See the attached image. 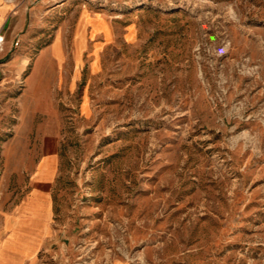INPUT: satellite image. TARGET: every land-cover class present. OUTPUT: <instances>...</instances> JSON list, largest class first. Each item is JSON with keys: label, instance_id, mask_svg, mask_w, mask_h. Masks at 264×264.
<instances>
[{"label": "rangeland", "instance_id": "374dc122", "mask_svg": "<svg viewBox=\"0 0 264 264\" xmlns=\"http://www.w3.org/2000/svg\"><path fill=\"white\" fill-rule=\"evenodd\" d=\"M39 2L0 74V192L57 153L40 264H264V0ZM54 38L80 61L28 78ZM31 82L59 123L18 116Z\"/></svg>", "mask_w": 264, "mask_h": 264}, {"label": "crops", "instance_id": "0c3cea01", "mask_svg": "<svg viewBox=\"0 0 264 264\" xmlns=\"http://www.w3.org/2000/svg\"><path fill=\"white\" fill-rule=\"evenodd\" d=\"M0 0V33L5 36V48L0 55V74L7 71L14 76L29 57L25 54L23 42L24 31L34 28L39 21L41 3L36 0ZM19 39L14 51L12 44ZM55 38L48 45L50 53L40 55L34 64L32 73H36L41 62L63 63L65 61H80L77 55L74 60L65 54L60 38L61 53L53 55ZM12 50V51H11ZM47 56V58H46ZM44 58V59H42ZM28 62V61H27ZM27 64V63H26ZM38 82V80H37ZM37 82L26 85L19 98L18 116L32 123L37 116L46 114L53 123H59V117L50 108L49 94L37 86ZM49 141L55 142V134L48 136ZM36 149L31 154H39ZM9 154V153H8ZM21 155L19 150L14 156ZM9 156V155H7ZM31 172L29 191L25 197H6L0 192V264H40V256L49 247L53 235V200L51 196L52 182L58 172L57 153L43 149L37 164L28 168Z\"/></svg>", "mask_w": 264, "mask_h": 264}]
</instances>
